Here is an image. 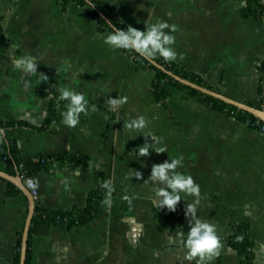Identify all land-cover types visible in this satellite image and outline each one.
<instances>
[{
    "label": "crops",
    "instance_id": "1",
    "mask_svg": "<svg viewBox=\"0 0 264 264\" xmlns=\"http://www.w3.org/2000/svg\"><path fill=\"white\" fill-rule=\"evenodd\" d=\"M257 1L262 15L250 0H91L126 27L145 30L157 20L176 25L175 65L217 93L264 108V0ZM106 35L76 2L0 0V36L5 38L0 120L42 127L58 89L68 86L97 109L81 114L75 128L63 124L64 110L45 131L17 130L19 165L46 166L65 155L82 160L39 171L36 202L45 211L83 214L94 191L107 192L95 216L81 225L32 222L30 264H195L185 260L179 239L189 228L186 205L195 198L179 202L174 226L153 205L151 185L144 182L154 164L178 156L184 158L180 171L201 187L198 216L215 224L221 239L220 254L210 264H242L243 256L229 243L240 224L249 226L254 243L250 264H264V130L207 106L183 88L172 87L167 101H158L155 71L128 51L105 45ZM24 56L35 60L46 81L15 68ZM124 97L123 105L108 103ZM139 116L146 118L147 128L128 131L130 118ZM153 140L167 145L168 152L150 150L138 158L134 150ZM5 158L0 149V173L19 176V166L10 167ZM136 170L142 179L124 180ZM106 181L114 189L110 198ZM15 188L23 193L0 176V264H13L30 211L29 198Z\"/></svg>",
    "mask_w": 264,
    "mask_h": 264
},
{
    "label": "clouds",
    "instance_id": "2",
    "mask_svg": "<svg viewBox=\"0 0 264 264\" xmlns=\"http://www.w3.org/2000/svg\"><path fill=\"white\" fill-rule=\"evenodd\" d=\"M91 7L94 4L88 0ZM111 31L103 37V43L112 49L133 51L139 56L151 60L159 56L166 62L176 61L178 54L174 49L176 37L173 35L177 31L176 25H171L167 21L157 20L146 24L145 30H139L129 25L127 29H118L115 25L109 23ZM167 30V31H166ZM183 59V55L179 56ZM18 70L34 75L38 73V65L30 56L19 58L14 63ZM39 74V73H38ZM43 81L48 77L39 74ZM57 104L61 101L66 102V110L62 113L63 124L69 128H75L80 123L81 114L87 115L89 109L95 112L96 106L89 104V100L82 92L73 90L70 86L58 89ZM110 106L123 105L127 103V97L111 98L108 101ZM126 129L133 133L142 132L147 128V121L144 116L132 117L125 125ZM148 132L144 137H148ZM4 130L0 129V142L3 141ZM154 150L157 154L168 152L167 145L160 140H153L150 143H144L134 150L138 158L150 154ZM183 156L170 158L162 163H156L152 166L151 174L145 183L151 185L152 203L159 209H167L169 212H175L182 199L194 197V201L188 203L185 208V216L188 221V231L185 236L179 234V239L185 250V260L195 264H210L218 257L222 247L221 239L218 235L217 227L209 220L198 216V206L201 204V187L191 175L180 171L184 167ZM142 179V173L138 170L125 175L124 180ZM103 187L107 189L109 198L114 191L111 181H106ZM129 199L127 195L123 197ZM169 242L174 243L175 238L169 237Z\"/></svg>",
    "mask_w": 264,
    "mask_h": 264
},
{
    "label": "trees",
    "instance_id": "3",
    "mask_svg": "<svg viewBox=\"0 0 264 264\" xmlns=\"http://www.w3.org/2000/svg\"><path fill=\"white\" fill-rule=\"evenodd\" d=\"M61 1H62L64 6H67L68 4H70L72 2L78 3L84 9L86 14L99 25L100 30L105 34H108L111 31V27L109 25V22L104 17L101 16V14H100L101 12L106 17L111 19L112 24L115 25L116 28L125 29V30L127 29L126 26L121 25L117 20H115L112 17L111 12L107 7H105L99 3L94 2L98 7V10H97L93 7L90 8V5L87 2V0H61ZM250 1L252 3L251 5H252V8L254 9V11L256 13H260L262 15L261 5L259 4V2L257 0H250ZM4 45H5V38H4V36H0V55H2L4 52V49H3ZM126 51H128V50H126ZM128 52L132 56H134V58L137 61H141V62L148 64L155 71L156 76H155V80L153 83V90H154L155 96H156L158 101L166 102L167 99L169 98L170 94H171V88L172 87L183 88V89L191 92L192 94L196 95L207 106H210V107L215 108L217 110L228 112V113L236 116L237 119H239L240 121H244V122L248 123L249 126H251L252 128L263 130L264 123L261 120H259L258 118H256L255 116L249 114L248 112L242 111V110H240V109H238L232 105H229V104H227V103H225L219 99L213 98L209 95L201 93L198 90L192 89L188 86H185L179 82L174 81V79H172L166 73L159 70L154 65L150 64L147 59L139 56L138 54H136L133 51H128ZM155 60H156V62H158L159 64L164 66L167 70H170V71L174 72L175 74H177V75H179L185 79H188V80H190L196 84H199V85H202V86L208 88V86L205 83H203L200 79H198L197 77L183 71L177 65H175L173 62H166L165 60H163V58H156ZM262 71L264 74V66H263ZM263 79H264V75H263ZM262 87H263V93H264V80L262 83ZM65 104H66V102H63V101H61L59 104H57V99L52 101L50 106H49V117L47 119V123L42 127H36L30 123L23 122V121L18 122L15 120H8V121L0 120V129L5 130V136L3 138V141L1 142L0 149H1V153L6 157V160L8 161L10 167L17 165V167L19 166V170H20V165H23V168L25 170H27V172L30 176H35L39 171L45 170V168L49 169L50 167L57 166V165L63 166L67 163L71 164V165H77V164L81 163V161H82L81 159H79L76 156H72V155H65L62 157L55 158L51 161L50 164H47L46 166L41 165V164H37V163H33V162H27L25 164L19 165L17 158H16L17 157V148H16L15 134H16L17 130L20 128H24V127L31 128V129H34L36 131L47 130L48 127H50V125L53 124V122L58 121L60 114H61V111L66 110ZM15 190H16L17 194L26 198L18 188H15ZM106 194H107V192L103 189H97L96 191H94L91 194L90 206L83 214H80L77 212H66V213L49 212V211L43 210L40 207V205L37 203L36 211H35V214L33 217V222L41 221V222H48V223H58V224H61L63 226H66L68 228H72V227L81 225V224L87 222L89 219H92L95 216L97 205ZM163 211L167 217V221L170 224L177 226L178 221L176 219V214H175L176 212H169L166 208L163 209ZM22 235H23V232H21V234H20L19 251L13 260V264H20ZM184 235L186 236L187 233H184ZM229 243H230L231 247H233L235 250L238 251V253L241 256H243L242 264H250L254 260V252H253L254 243L251 241V238L249 235V226L248 225H246V224L238 225L235 229V234L230 238ZM30 257H31V253H30V245H29V241H28L26 264H30Z\"/></svg>",
    "mask_w": 264,
    "mask_h": 264
},
{
    "label": "water",
    "instance_id": "4",
    "mask_svg": "<svg viewBox=\"0 0 264 264\" xmlns=\"http://www.w3.org/2000/svg\"><path fill=\"white\" fill-rule=\"evenodd\" d=\"M87 2H88V0H87ZM93 8L97 9V7L95 5ZM100 14L102 17H104L109 22V20L102 13H100ZM109 23H111V22H109ZM148 61L150 62V64L154 65L156 68L163 71L168 76H170L172 79H174V81L179 82V83H181L185 86H188L192 89L198 90L203 94H206V95H209L213 98L219 99V100H221V101H223L229 105H232V106H234V107H236L242 111L248 112L249 114L255 116L256 118H258L259 120H261L264 123V108H256V107L250 106L248 104H244V103L238 102L236 100H233V99H231L225 95L217 93V92H215L209 88H206L202 85L196 84V83H194L188 79H185V78L175 74L174 72H172L170 70H167L164 66H162L161 64H159L158 62H156L153 59L148 60ZM0 176L11 181V182H13L14 184H16L23 191V193L29 198V201H30V211H29V216H28V219H27V222L25 225L24 233H23L21 259H20V264H26L29 234H30L31 225L33 222V217H34V214L36 211L37 202L33 198L29 189L25 186L20 175L16 176V177H12V176H8L6 174L0 173Z\"/></svg>",
    "mask_w": 264,
    "mask_h": 264
},
{
    "label": "built area",
    "instance_id": "5",
    "mask_svg": "<svg viewBox=\"0 0 264 264\" xmlns=\"http://www.w3.org/2000/svg\"><path fill=\"white\" fill-rule=\"evenodd\" d=\"M263 20H264V17H263ZM263 99H264V95H263ZM263 130H264V127H263ZM19 172H20L19 175L22 178L25 186L29 189L33 198L37 201L40 195L37 178L35 176H30L27 170L23 168V165H20Z\"/></svg>",
    "mask_w": 264,
    "mask_h": 264
}]
</instances>
